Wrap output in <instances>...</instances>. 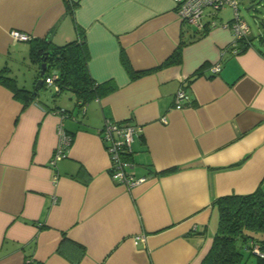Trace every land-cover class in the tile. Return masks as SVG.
I'll use <instances>...</instances> for the list:
<instances>
[{
	"label": "crops",
	"instance_id": "obj_1",
	"mask_svg": "<svg viewBox=\"0 0 264 264\" xmlns=\"http://www.w3.org/2000/svg\"><path fill=\"white\" fill-rule=\"evenodd\" d=\"M68 1L0 0V74L35 92L32 42L81 32L89 75L111 89L80 107L53 80L42 89L51 100L40 90L23 108L0 82V264H201L218 227L213 201L264 190V36L249 29L234 54L230 7L202 35L173 0ZM179 89L190 98L181 110ZM104 120L142 128L130 172L146 180L130 190L110 177ZM59 126L71 144L52 167Z\"/></svg>",
	"mask_w": 264,
	"mask_h": 264
},
{
	"label": "trees",
	"instance_id": "obj_2",
	"mask_svg": "<svg viewBox=\"0 0 264 264\" xmlns=\"http://www.w3.org/2000/svg\"><path fill=\"white\" fill-rule=\"evenodd\" d=\"M65 2L67 7L73 8V3L68 0ZM207 30L205 29L203 33L205 34ZM249 42L248 38L240 40L235 49L242 53L247 50ZM185 44L186 41L180 43L165 65L179 61L180 47ZM30 56L31 61L38 64L40 71L42 63L46 64V71L42 76L39 71L40 78L35 84L36 93L44 89L46 79L52 77L47 73L49 69H52L57 76L56 93L63 90L73 92L80 107L111 90L108 84H97L89 75L88 51L81 32L77 39L63 45H54L46 40H35L31 44ZM124 64L127 65L126 62ZM127 69L130 72L128 67ZM40 81L41 83H38ZM0 82L11 89L15 98L22 102L23 108L35 99V92L19 88L14 79L7 74H0ZM128 159L131 161V155ZM212 205L218 212V227L211 247L201 264H243V254L240 251L242 247L250 250L251 254L257 257L255 264H264V258L253 252L254 246L264 252V190L259 188L247 195L223 196L214 200Z\"/></svg>",
	"mask_w": 264,
	"mask_h": 264
},
{
	"label": "built area",
	"instance_id": "obj_3",
	"mask_svg": "<svg viewBox=\"0 0 264 264\" xmlns=\"http://www.w3.org/2000/svg\"><path fill=\"white\" fill-rule=\"evenodd\" d=\"M175 10L180 22L196 32L202 33L205 29L216 26V18L219 12L225 7L232 10L231 22L224 24L225 28H231L234 34V42L231 51L236 54L239 50L235 47L240 40H246L249 34L247 24L242 20L238 13L237 0H173ZM12 39L16 41H29L30 36L18 31L10 32ZM220 65H214L210 71L217 74L220 71ZM57 76L46 79V84H50ZM56 90L57 86L55 87ZM174 108L181 110L190 103L188 94L179 89L174 95ZM165 123V120H163ZM142 132L140 126L134 124H121L104 120L102 128L99 130V136L104 146L105 152L109 158V173L111 179L125 189L131 188L143 183L144 177H135L130 172L132 167L128 156H132V144L136 136ZM71 144V137L65 133L62 127L57 129V144L50 161V166L54 167L57 162L62 160ZM138 238H136L137 240ZM253 252L261 258H264V252H261L257 246H254ZM28 260L26 264H30Z\"/></svg>",
	"mask_w": 264,
	"mask_h": 264
},
{
	"label": "rangeland",
	"instance_id": "obj_4",
	"mask_svg": "<svg viewBox=\"0 0 264 264\" xmlns=\"http://www.w3.org/2000/svg\"><path fill=\"white\" fill-rule=\"evenodd\" d=\"M237 8H238L239 16L246 22L251 32H253L254 35L261 33L262 36H264V28L260 27V23L264 22V3L261 4L260 2H257V3L248 4V3L238 2ZM227 17L231 19L230 11L227 12ZM23 73L26 74L27 71L25 69L21 70L20 73L17 70L14 71V75L17 76L15 77L17 83H20L21 85L27 78H29L27 76H23ZM47 73L52 74L53 70L49 69ZM51 92L52 91L50 90L43 92L41 89L40 97L51 100L50 97ZM68 94L69 93H66L65 95L61 96L60 100L67 99L69 96ZM240 251L243 254V264H254L257 262V257L252 255L250 250H247L246 248L242 247Z\"/></svg>",
	"mask_w": 264,
	"mask_h": 264
},
{
	"label": "water",
	"instance_id": "obj_5",
	"mask_svg": "<svg viewBox=\"0 0 264 264\" xmlns=\"http://www.w3.org/2000/svg\"><path fill=\"white\" fill-rule=\"evenodd\" d=\"M45 71H46V64H45V62H43L41 65L40 75L42 76L45 73ZM38 83H41V81Z\"/></svg>",
	"mask_w": 264,
	"mask_h": 264
}]
</instances>
